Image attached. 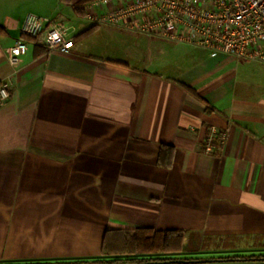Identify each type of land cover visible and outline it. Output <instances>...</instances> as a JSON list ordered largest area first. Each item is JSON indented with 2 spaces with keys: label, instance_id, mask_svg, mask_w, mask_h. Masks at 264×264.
I'll use <instances>...</instances> for the list:
<instances>
[{
  "label": "crops",
  "instance_id": "crops-1",
  "mask_svg": "<svg viewBox=\"0 0 264 264\" xmlns=\"http://www.w3.org/2000/svg\"><path fill=\"white\" fill-rule=\"evenodd\" d=\"M85 1L0 0V264L92 261L113 230L174 232L180 249L118 253V235L110 257L264 252V63L186 51L164 75L104 59L77 46L104 25ZM28 13L73 24L70 51L24 37L10 64ZM241 66L254 77L238 81ZM212 131L226 138L207 150Z\"/></svg>",
  "mask_w": 264,
  "mask_h": 264
},
{
  "label": "built area",
  "instance_id": "built-area-1",
  "mask_svg": "<svg viewBox=\"0 0 264 264\" xmlns=\"http://www.w3.org/2000/svg\"><path fill=\"white\" fill-rule=\"evenodd\" d=\"M84 10L93 25L108 24L200 48L214 57L223 53L238 61L264 63V0H88ZM75 32L73 24L33 13L21 24L23 36L49 51L69 52ZM27 48L24 38H18L6 49L8 62H17ZM8 98V83L0 82V104ZM212 136L224 140L226 133L212 131L205 140L207 150Z\"/></svg>",
  "mask_w": 264,
  "mask_h": 264
},
{
  "label": "rangeland",
  "instance_id": "rangeland-1",
  "mask_svg": "<svg viewBox=\"0 0 264 264\" xmlns=\"http://www.w3.org/2000/svg\"><path fill=\"white\" fill-rule=\"evenodd\" d=\"M74 20L77 21L76 19ZM70 22L75 23L74 21ZM77 26H79L78 23ZM81 26L83 28L86 25L82 24ZM172 43L158 37L127 32L125 29L104 24L79 40L77 46H82L88 53L99 55L104 59L123 60L133 66L157 71L164 75L176 74L177 69L188 66V63L184 61V59H188L184 55L187 53L186 51H189L187 57L191 56L192 53L207 55L203 49L186 48ZM220 55L227 57L223 53H220ZM248 67L235 68V77L238 81L244 82L248 78L254 77L255 72ZM192 245L191 241L190 244H185L184 249L193 250ZM184 254H189L185 258L199 257L196 254L194 255V253Z\"/></svg>",
  "mask_w": 264,
  "mask_h": 264
},
{
  "label": "trees",
  "instance_id": "trees-1",
  "mask_svg": "<svg viewBox=\"0 0 264 264\" xmlns=\"http://www.w3.org/2000/svg\"><path fill=\"white\" fill-rule=\"evenodd\" d=\"M88 1V0H87ZM85 1V2H87ZM85 4V3H84ZM77 10H80V6H75ZM26 36H23V38ZM79 37V34L74 37L76 40ZM107 233V232H106ZM113 233L114 236H111ZM110 236L107 237L104 242V255L92 260V261H83L75 263H32V264H83V263H93V264H115L118 262L125 264H145L147 262L154 261H166L174 260L172 257L168 258H136V257H126L121 258L118 256L110 257V254H117L113 249L110 248V240L114 239L115 236L118 237L119 242H123L122 246L118 248V253L120 252H154V251H164V252H175L180 249V237L175 235L174 232H165L160 233L158 231L150 230H138V231H126V230H113L110 233ZM132 246V247H131ZM117 250V249H116ZM133 250V251H132ZM192 259V258H191ZM211 259H219L220 263L217 264H226L229 261H241L245 263H264L261 259H264V252L250 253V254H233L226 256H218L217 258L211 257ZM232 259V260H231ZM185 260H190L186 258Z\"/></svg>",
  "mask_w": 264,
  "mask_h": 264
},
{
  "label": "water",
  "instance_id": "water-1",
  "mask_svg": "<svg viewBox=\"0 0 264 264\" xmlns=\"http://www.w3.org/2000/svg\"><path fill=\"white\" fill-rule=\"evenodd\" d=\"M232 260V259H231ZM211 261H220L219 259H190V260H185V259H179V260H166V261H154V262H147L145 264H171V263H182V264H203V263H208ZM261 261H264V259H261ZM83 264H93V263H83ZM115 264H125V263H115Z\"/></svg>",
  "mask_w": 264,
  "mask_h": 264
}]
</instances>
